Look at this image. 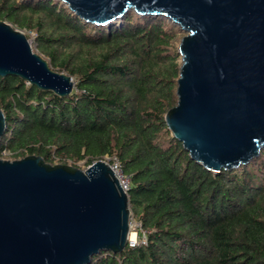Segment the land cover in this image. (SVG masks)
Segmentation results:
<instances>
[{"label":"trees","instance_id":"obj_1","mask_svg":"<svg viewBox=\"0 0 264 264\" xmlns=\"http://www.w3.org/2000/svg\"><path fill=\"white\" fill-rule=\"evenodd\" d=\"M0 20L32 31L51 68L74 81L60 97L0 76V152L73 165L114 154L130 178L136 244L99 251L88 264H264V150L212 172L165 124L180 65L174 24L129 10L94 25L59 0H0Z\"/></svg>","mask_w":264,"mask_h":264},{"label":"water","instance_id":"obj_2","mask_svg":"<svg viewBox=\"0 0 264 264\" xmlns=\"http://www.w3.org/2000/svg\"><path fill=\"white\" fill-rule=\"evenodd\" d=\"M106 25L129 9L166 18L184 34L170 135L207 170L248 164L264 150V0H59ZM64 97L74 81L51 68L23 31L0 20V76ZM0 108V138L5 130ZM130 210L107 162L84 169L39 155L0 158V264H88L129 242Z\"/></svg>","mask_w":264,"mask_h":264},{"label":"rangeland","instance_id":"obj_3","mask_svg":"<svg viewBox=\"0 0 264 264\" xmlns=\"http://www.w3.org/2000/svg\"><path fill=\"white\" fill-rule=\"evenodd\" d=\"M129 10H131V9H129ZM116 21H119V19H117ZM19 30H21V31H23L24 32V34L26 35V37L28 38V41H29V43H30V46L32 47V49L34 50V51H36V52H38V49H37V44H36V41H35V39H34V33L32 32V31H30V30H25V29H19ZM179 30V29H178ZM179 35H183L184 33L182 32V31H180L179 30V33H178ZM181 36H180V38H181ZM179 38V39H180ZM179 41V40H178ZM178 41H176V46H177V44H178ZM38 53H40V52H38ZM41 54V53H40ZM43 55V54H42ZM47 59V58H46ZM48 60V59H47ZM178 60H179V58H178ZM73 79V78H72ZM72 91H73V89H72ZM0 158L1 159H9V160H11V159H14V158H10V155H9V153H8V151H6V150H2L1 152H0ZM53 161L52 162H47V163H49V164H52V165H54V164H63V163H60L59 161H57V159L56 158H54V159H52ZM45 161V160H44ZM46 162V161H45ZM65 165H69V166H73V167H77V168H80V169H84L87 165H84V161H80V162H77V164L76 165H73V164H71V163H68V164H65ZM129 210H130V207H129ZM139 229V223H138V221L136 220V218L133 216V214L131 213V211H130V232H129V236L131 237V238H133V239H135L136 241H137V230Z\"/></svg>","mask_w":264,"mask_h":264},{"label":"built area","instance_id":"obj_4","mask_svg":"<svg viewBox=\"0 0 264 264\" xmlns=\"http://www.w3.org/2000/svg\"><path fill=\"white\" fill-rule=\"evenodd\" d=\"M100 160L108 163V165H109L110 169L112 170V172L114 173L121 189L127 193V190L130 186V178L127 174H125L122 171L118 158L114 154H112V155H106ZM129 225H130V219H129ZM129 238L130 239H129L128 245L133 246L134 244H136L135 239H133L131 237H129ZM141 242H144V236H142Z\"/></svg>","mask_w":264,"mask_h":264}]
</instances>
